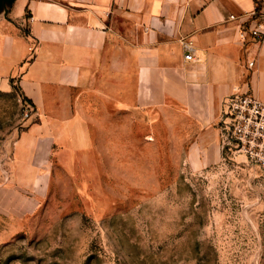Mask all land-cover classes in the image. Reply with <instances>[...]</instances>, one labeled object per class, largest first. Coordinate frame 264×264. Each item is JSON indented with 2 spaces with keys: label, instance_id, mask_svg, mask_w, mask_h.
Instances as JSON below:
<instances>
[{
  "label": "rangeland",
  "instance_id": "obj_1",
  "mask_svg": "<svg viewBox=\"0 0 264 264\" xmlns=\"http://www.w3.org/2000/svg\"><path fill=\"white\" fill-rule=\"evenodd\" d=\"M14 87L0 90V264H264V170L223 145L221 120L208 168L185 122L109 105L89 143L30 158L34 108Z\"/></svg>",
  "mask_w": 264,
  "mask_h": 264
},
{
  "label": "crops",
  "instance_id": "obj_2",
  "mask_svg": "<svg viewBox=\"0 0 264 264\" xmlns=\"http://www.w3.org/2000/svg\"><path fill=\"white\" fill-rule=\"evenodd\" d=\"M14 84L34 108L19 141L30 158L59 137L89 143L109 105L185 122L208 168L226 97L264 103V0H0V90Z\"/></svg>",
  "mask_w": 264,
  "mask_h": 264
},
{
  "label": "built area",
  "instance_id": "obj_3",
  "mask_svg": "<svg viewBox=\"0 0 264 264\" xmlns=\"http://www.w3.org/2000/svg\"><path fill=\"white\" fill-rule=\"evenodd\" d=\"M258 7L253 15L258 14ZM230 16V20H235ZM33 21V18H30ZM30 51L33 48H29ZM186 60L193 59V53L188 51ZM253 62L249 66H253ZM30 107L25 109V116H30ZM223 134V145L235 146L239 152L255 165L264 170V103L259 101L252 92H240L235 90L233 94L226 97L224 111L221 118Z\"/></svg>",
  "mask_w": 264,
  "mask_h": 264
},
{
  "label": "trees",
  "instance_id": "obj_4",
  "mask_svg": "<svg viewBox=\"0 0 264 264\" xmlns=\"http://www.w3.org/2000/svg\"><path fill=\"white\" fill-rule=\"evenodd\" d=\"M13 82V81H12ZM15 88V87H14ZM15 89H17V88H15ZM18 91H20L21 92V90L18 88L17 89ZM21 96H22V99H23V101L25 102V103H29V104H31V102H30V100L28 99V98H26V96L21 92Z\"/></svg>",
  "mask_w": 264,
  "mask_h": 264
}]
</instances>
